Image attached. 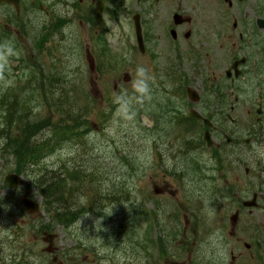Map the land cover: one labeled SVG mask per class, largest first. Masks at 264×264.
Masks as SVG:
<instances>
[{"label": "rangeland", "instance_id": "374dc122", "mask_svg": "<svg viewBox=\"0 0 264 264\" xmlns=\"http://www.w3.org/2000/svg\"><path fill=\"white\" fill-rule=\"evenodd\" d=\"M30 1L20 19L22 29L14 10L0 7V240L21 238L19 247L31 251L27 259L35 264H49L58 252L63 253L64 264H74L76 257L80 264H192L194 252L200 249L198 220L229 217L222 203L225 191L223 183L215 182L217 160L212 151L194 146L195 139H203L199 129L187 126L183 117L180 126L175 121L178 110L187 114L195 104L174 93L170 82H160L164 79L151 67L145 68L130 16L134 4L123 0L121 24L109 11L99 25L89 17L88 10L93 9L81 5L74 23L68 25V3L75 0H42L47 13L28 10ZM54 20L64 22L41 45L45 29ZM89 52L97 58L95 72L87 63ZM141 84L146 92L138 90ZM8 96L27 108L15 120L22 117L30 124H44L43 140H56L52 130L63 112L73 109L86 114L87 128H80L57 149L52 146L41 161V167L63 171L66 179L65 172L82 170L99 177L97 188L69 182L68 189L78 191V200L86 208L70 228L52 224L45 230L51 216L43 211L34 179L44 167L20 173L23 185L15 190L5 183L6 175H19L10 154L14 149L5 146V134L19 132L16 123L11 130L6 123ZM204 101L200 105L205 106ZM116 172L121 177L114 176ZM117 185L124 193L107 200L104 191L112 192ZM26 194L41 204L38 213L24 208ZM45 232L56 235L53 253L46 251ZM77 240L83 251L78 248L73 254ZM210 257L229 258L213 253Z\"/></svg>", "mask_w": 264, "mask_h": 264}, {"label": "flooded vegetation", "instance_id": "af4514ba", "mask_svg": "<svg viewBox=\"0 0 264 264\" xmlns=\"http://www.w3.org/2000/svg\"><path fill=\"white\" fill-rule=\"evenodd\" d=\"M77 3H68L69 25L81 5L93 9L88 12L95 21L99 3L103 17L110 11L115 21L123 22V0ZM131 3L132 24L136 18L142 28L145 68L151 67L164 79L160 82H170L174 93L195 104L187 114L178 110L175 121L180 126L183 117L187 126L199 129L203 139L194 140L196 148L207 147L206 135L212 140L207 149L217 160L215 182L223 183L225 191L222 203L229 217L198 220L203 253L198 261L192 256L191 263L264 264V0ZM31 5L35 7L36 0ZM38 8L47 13L42 4ZM193 111L201 118L192 116ZM20 240H0V264H35L27 259L30 250L19 247ZM78 251L72 248L73 254ZM211 253L229 258L214 260ZM62 255L50 257L49 264H64ZM74 264H80V258H74Z\"/></svg>", "mask_w": 264, "mask_h": 264}, {"label": "trees", "instance_id": "16d2710c", "mask_svg": "<svg viewBox=\"0 0 264 264\" xmlns=\"http://www.w3.org/2000/svg\"><path fill=\"white\" fill-rule=\"evenodd\" d=\"M59 98V97H58ZM61 98H59L60 101ZM7 106V126L11 130L13 124L16 123L15 128L19 129L17 131L18 135H8L5 134L6 144L5 146L14 149L13 152H10L12 157H15V168L19 173L27 172L31 168L36 166L45 171H39L37 176H35V182L40 194L43 197V207L45 213L51 216V223L63 225L65 228H70L77 222L83 215L85 206H82L79 202V193L76 189L70 191L68 186L69 182L73 183L76 186H83V184L95 185V188L98 187L99 177L93 171L88 174H82V171H75L74 174L66 173L67 179L64 178V172L59 171L58 173L54 171L47 170V167H41V161L44 159L45 154H49L50 148L54 146V149H57L61 143L70 136L78 133L77 131L87 128V120L85 118L86 114L75 113L73 109H68L65 113H62L61 119H59V125L52 130V133L56 140H52L47 137L46 140H43L44 137L43 130L44 124L33 122L27 123L23 118H16L17 113L27 111L25 106H21L17 100H13L8 96L6 99ZM62 108V107H61ZM80 133L84 134L83 131ZM40 134V138H35ZM46 136H49L45 133ZM45 153V154H44ZM9 156V154H8ZM78 166V165H75ZM121 177V175L116 172L114 176ZM110 178V175L106 177ZM114 189L111 191H104V196L107 200H116L117 194L120 192L124 193L123 187L117 185L113 186ZM110 197V198H109ZM109 203L106 201L104 204Z\"/></svg>", "mask_w": 264, "mask_h": 264}, {"label": "water", "instance_id": "95a60500", "mask_svg": "<svg viewBox=\"0 0 264 264\" xmlns=\"http://www.w3.org/2000/svg\"><path fill=\"white\" fill-rule=\"evenodd\" d=\"M2 1H8V2L12 3V4L16 7V9L19 8L20 0H0V3H1ZM98 12H99V11H98ZM207 141H208V144H210V140H209L208 137H207ZM6 180H7V182L9 183V185H10L11 187H14V186H16V185H18V184L21 183V181L18 180V178H17L15 175H14V176H13V175L8 176V177L6 178ZM26 205L28 206L30 212H35V211L38 210L37 205H34V204L31 203V202L26 201Z\"/></svg>", "mask_w": 264, "mask_h": 264}, {"label": "clouds", "instance_id": "9594fccd", "mask_svg": "<svg viewBox=\"0 0 264 264\" xmlns=\"http://www.w3.org/2000/svg\"><path fill=\"white\" fill-rule=\"evenodd\" d=\"M140 75H143V69L140 70L139 72ZM138 90L141 91L142 93L143 92H146L147 91V88L145 85L141 84L139 87H138Z\"/></svg>", "mask_w": 264, "mask_h": 264}]
</instances>
